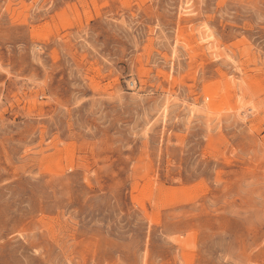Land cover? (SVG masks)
<instances>
[{"label":"rangeland","instance_id":"obj_1","mask_svg":"<svg viewBox=\"0 0 264 264\" xmlns=\"http://www.w3.org/2000/svg\"><path fill=\"white\" fill-rule=\"evenodd\" d=\"M0 264H264V0H0Z\"/></svg>","mask_w":264,"mask_h":264}]
</instances>
